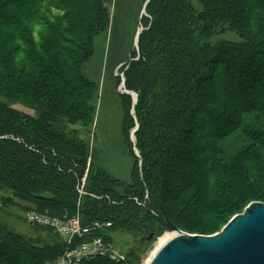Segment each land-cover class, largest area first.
<instances>
[{"label": "trees", "instance_id": "trees-1", "mask_svg": "<svg viewBox=\"0 0 264 264\" xmlns=\"http://www.w3.org/2000/svg\"><path fill=\"white\" fill-rule=\"evenodd\" d=\"M200 1L204 8L198 12L192 0H150L138 48L121 68L125 89L138 94L134 113L132 95H120L122 133L134 158L130 181L97 162L96 151L68 129L81 119L91 123L95 86L72 78L74 86L58 99L37 89L43 82L50 90L59 84L61 74L51 64L34 57L27 63L40 70L31 76L26 66L4 70L7 56L22 58L27 40L4 38L18 35L27 21L41 23L36 18L43 8L19 6L1 15L0 184L50 216L80 215L87 225L111 222L97 232L107 241L116 232L149 241L165 229L160 218L188 232L214 231L249 203L264 202V0ZM202 23L207 31L225 29L245 40L203 41ZM16 95L27 97L40 116L4 100ZM194 215L208 224L185 221ZM0 231V264L55 263L76 244L61 239L38 247ZM127 261L98 256L82 264Z\"/></svg>", "mask_w": 264, "mask_h": 264}, {"label": "rangeland", "instance_id": "rangeland-1", "mask_svg": "<svg viewBox=\"0 0 264 264\" xmlns=\"http://www.w3.org/2000/svg\"><path fill=\"white\" fill-rule=\"evenodd\" d=\"M146 1L0 0V16L5 15V17L13 14L15 8L19 6L43 8L36 18L41 20V23L38 20L34 23L27 21L18 31V35L4 38L7 41L18 37L27 39L24 41L26 48L21 52L22 58L17 62L16 55L7 56L4 70L10 72L14 65L26 66V75L31 76L37 75L40 70L27 63L34 62V57L41 59L44 64H51V68L61 74L59 84L50 90L43 82L37 89L43 94L51 91L52 95L58 99L65 94L69 85L74 86L72 78H82L83 84H88L89 89L95 86V90L90 91L92 95L95 94L93 118L87 119L91 123H84L81 119L76 124H69L68 129L75 130L78 139L84 141L90 147L91 152L96 151L97 162L106 164L115 176L124 181L131 179L134 158L126 148L122 133L124 103L122 104L120 95L122 93L132 95V112L134 113L135 94L137 93L128 91L125 85L123 86L125 77L121 68L131 58L133 49L138 48L137 33L143 29L141 18L146 15V10L144 11ZM192 3L196 11L203 10L204 6L200 0H192ZM7 26L9 29L13 27L11 24ZM221 31L222 33L214 30L207 31L202 23L199 36L206 42H215L225 38L245 40L235 32H227L225 29ZM46 46L49 47L45 49L47 54H44L43 49ZM60 64H63V67ZM67 79H69L68 83ZM16 96L19 98L4 97V100L16 109L31 114V117L40 116V109L31 101L27 102V97ZM31 99L38 101L35 98ZM85 180L86 175L81 186L82 193L85 190ZM31 210H39V208L29 199L15 195L0 184V230L6 229L22 235L38 247L60 242L63 237L56 231L31 223L26 219V212ZM244 210L236 214H241ZM211 218L213 215H210ZM184 219L189 223L197 220L196 225L208 224L206 217L197 215L185 216ZM227 223L219 225L214 231L202 230L200 233L180 229L190 234L214 235L219 233ZM166 233L168 231L165 228L157 236L144 242L132 234L116 232L113 234V242L125 252L128 259L126 264H146L156 249L159 239ZM1 235L0 231V238Z\"/></svg>", "mask_w": 264, "mask_h": 264}, {"label": "water", "instance_id": "water-1", "mask_svg": "<svg viewBox=\"0 0 264 264\" xmlns=\"http://www.w3.org/2000/svg\"><path fill=\"white\" fill-rule=\"evenodd\" d=\"M149 1L145 2L144 11ZM141 31L137 33V45ZM137 100L135 94L134 106ZM138 127L137 124L132 131L134 141ZM160 220L168 232L176 235L159 248L148 264H264V202H251L214 235L190 234L170 220ZM153 236L150 234L149 239Z\"/></svg>", "mask_w": 264, "mask_h": 264}, {"label": "built area", "instance_id": "built-area-1", "mask_svg": "<svg viewBox=\"0 0 264 264\" xmlns=\"http://www.w3.org/2000/svg\"><path fill=\"white\" fill-rule=\"evenodd\" d=\"M26 219L31 223L52 228L68 245L76 243L53 264H82L98 256H106L114 262L127 260L125 252L115 242L107 241L97 234L99 229L111 227V222L95 221L87 225L83 223L80 215L59 218L37 210L26 212Z\"/></svg>", "mask_w": 264, "mask_h": 264}, {"label": "bare ground", "instance_id": "bare-ground-1", "mask_svg": "<svg viewBox=\"0 0 264 264\" xmlns=\"http://www.w3.org/2000/svg\"><path fill=\"white\" fill-rule=\"evenodd\" d=\"M176 235L175 232H168L165 234V236L161 237L159 239L158 245L156 247V249L153 251L152 255L148 258V260L146 261V264H148L150 262V260L152 259V257L155 255V253L159 250V248L165 243L167 242L170 238L174 237Z\"/></svg>", "mask_w": 264, "mask_h": 264}]
</instances>
